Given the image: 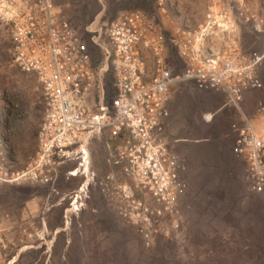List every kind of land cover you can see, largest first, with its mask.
<instances>
[{"label": "built area", "instance_id": "2783aa9c", "mask_svg": "<svg viewBox=\"0 0 264 264\" xmlns=\"http://www.w3.org/2000/svg\"><path fill=\"white\" fill-rule=\"evenodd\" d=\"M162 12L165 0H158ZM174 6V4H171ZM0 24L10 28L16 65L42 88L44 115L35 153L14 166L0 138V191L5 186H50L59 169L90 173L89 145L107 136L109 171L87 181L71 198L77 214L96 187L146 244L180 227L184 191L181 163L164 136L169 102L179 83L221 89L232 103L263 86L264 51L248 49L246 32L264 38V14L252 0H204L203 19L167 24L142 9L124 10L87 30L90 41L54 0H0ZM98 56H97V55ZM113 79L114 96L105 88ZM233 151L246 161L253 191L264 190V99L241 113ZM88 168V170H87ZM0 216V264L12 245Z\"/></svg>", "mask_w": 264, "mask_h": 264}, {"label": "rangeland", "instance_id": "374dc122", "mask_svg": "<svg viewBox=\"0 0 264 264\" xmlns=\"http://www.w3.org/2000/svg\"><path fill=\"white\" fill-rule=\"evenodd\" d=\"M264 14V0H252ZM66 19L90 41L87 30L118 13L142 9L168 25H195L204 0H54ZM174 4V6H171ZM10 28L0 24V138L16 167L37 148L45 105L37 78L14 62ZM248 49L262 53L264 38L246 32ZM97 55V54H96ZM98 56V55H97ZM263 86L247 91L235 104L221 89L179 83L167 107L164 136L179 158L185 184L180 227L146 244L96 187L80 212L70 214L71 198L95 174L109 171L107 136L91 140L90 173L69 177L76 162L60 168L50 186H5L0 216L11 242L10 264H264V190L253 191L246 161L234 153L241 113L252 114L264 99V60L258 68ZM105 88L114 96L113 79ZM88 170V168H87Z\"/></svg>", "mask_w": 264, "mask_h": 264}]
</instances>
